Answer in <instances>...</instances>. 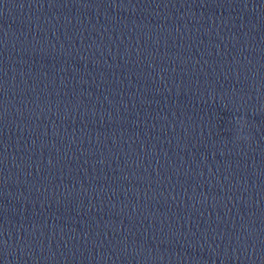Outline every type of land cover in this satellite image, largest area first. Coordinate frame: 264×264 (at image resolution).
<instances>
[{
	"label": "clouds",
	"instance_id": "clouds-1",
	"mask_svg": "<svg viewBox=\"0 0 264 264\" xmlns=\"http://www.w3.org/2000/svg\"><path fill=\"white\" fill-rule=\"evenodd\" d=\"M238 125H239V132L240 133H243V129H244V126H245V122L243 120H239L237 121ZM238 139H248L247 136H244V135H238Z\"/></svg>",
	"mask_w": 264,
	"mask_h": 264
}]
</instances>
